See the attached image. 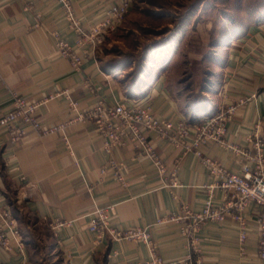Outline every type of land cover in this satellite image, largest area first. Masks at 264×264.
Returning a JSON list of instances; mask_svg holds the SVG:
<instances>
[{"label": "crops", "instance_id": "obj_1", "mask_svg": "<svg viewBox=\"0 0 264 264\" xmlns=\"http://www.w3.org/2000/svg\"><path fill=\"white\" fill-rule=\"evenodd\" d=\"M120 1L72 3L84 29L90 30ZM257 16L259 22L245 25L244 30L224 41L221 81L214 89L212 104L194 111L173 89L166 64L147 68L139 81L131 83L128 73H119L107 61L109 55L102 51L103 45L95 49L83 45L79 48L83 65L80 71L73 70L70 60L57 52L54 34L71 45L78 35L56 0H0V117L11 110L13 94L17 93L30 101H44L38 117L45 125L68 123L64 130L49 135L29 131L19 144L12 143L9 134L0 133V209L16 212L28 232L32 225H44L53 243L43 247L60 255L59 264H141L151 258L150 246L141 241L108 236L96 242L90 231L93 212L110 204L115 205L111 224L120 229L149 228L157 253L167 262L197 264L201 256L202 264H260L259 208L255 204L244 213L249 227L244 256L240 227L232 217L222 223L203 224L193 240L182 234L177 222L169 220L183 206L201 211L214 183L193 152L184 155L150 133L156 151L168 171H176L180 185L171 187L167 181L165 186L149 157L129 145L107 153L94 125L78 119V111L102 99L111 104L126 101L148 105L158 117L189 125L237 105L227 124V141L246 147L248 135L257 124L264 138V12ZM71 101L78 104L77 111L70 108ZM201 152L227 168L241 167V156L226 147L205 145ZM111 158L123 164V183L114 169L102 172ZM215 200H226L221 190H215ZM23 212L35 223L25 222ZM34 231L36 235H32L43 242L37 234L39 229ZM11 245V250L0 247V264H30L27 245L20 247L14 239Z\"/></svg>", "mask_w": 264, "mask_h": 264}, {"label": "built area", "instance_id": "obj_2", "mask_svg": "<svg viewBox=\"0 0 264 264\" xmlns=\"http://www.w3.org/2000/svg\"><path fill=\"white\" fill-rule=\"evenodd\" d=\"M56 1L61 5L65 17L71 22L78 35L75 44L71 45L55 33L56 50L62 57L70 60L75 71H80L84 62L79 48L89 45L95 49L103 45L106 38L121 27L133 6V0H121L112 5L103 17L91 26L90 30H85L82 22L75 15L72 0ZM87 88L92 89L89 84ZM64 94L69 97L68 91ZM43 103L44 101H30L14 93L11 110L0 117V133L9 134L11 142L19 144L29 131L49 135L64 130L68 123L45 125L39 119L38 109ZM77 106L76 102H70L71 109L77 111ZM237 108V105L227 106L217 114L207 117L202 123L189 125L182 120L175 122L170 118L158 117L148 105L128 104L126 101L111 104L102 99L85 111H78V119L94 125L98 136L104 141V149L107 153L111 154L116 149L129 145L149 157L165 186L168 185L167 181L171 182V187L180 185L176 180V171H168L164 158L156 151L149 137L150 133L157 134L160 139L180 149L184 155L193 152L207 167L214 178V183L209 187V196L201 211L183 206L181 212L173 214L169 220L177 222L182 234L193 240L195 233L203 224L222 223L228 217H232L240 227L241 255L244 256L249 235L244 213L251 204H255L259 208L257 257L260 264H264V138L260 133V125L257 124L253 132L248 135L246 147L227 141V124L233 119ZM205 145H220L230 149L241 156V167L237 170L230 169L223 166L221 162L204 156L201 148ZM109 168L114 169L118 181L122 183L125 181L121 162L111 158L102 172L105 173ZM168 173H170L169 177H167ZM216 189L224 193L226 199L224 202L215 200ZM114 210L115 205L110 204L99 206L93 212L94 218L90 224V231L96 236L97 243L108 236L114 240L141 241L149 245L152 252L151 258L141 264H178L176 261H165L157 253L149 228L120 229L112 225L111 215ZM12 239L17 240L20 247L23 246L18 222L12 210L0 209V247L11 250ZM197 264H202L201 256Z\"/></svg>", "mask_w": 264, "mask_h": 264}, {"label": "rangeland", "instance_id": "obj_3", "mask_svg": "<svg viewBox=\"0 0 264 264\" xmlns=\"http://www.w3.org/2000/svg\"><path fill=\"white\" fill-rule=\"evenodd\" d=\"M263 12L264 0H133L131 11L106 38L102 51L119 73H128L131 83L139 81L134 75L142 60L141 74L166 64L169 82L183 100L212 104L214 89L221 81L224 41L232 38L236 28L240 32L259 20L257 15ZM21 216L25 222L35 223L25 212ZM17 222L30 264H59L60 255L43 247L53 243L44 225H32L28 232ZM35 229L43 242L32 235H36Z\"/></svg>", "mask_w": 264, "mask_h": 264}, {"label": "trees", "instance_id": "obj_4", "mask_svg": "<svg viewBox=\"0 0 264 264\" xmlns=\"http://www.w3.org/2000/svg\"><path fill=\"white\" fill-rule=\"evenodd\" d=\"M236 30H238V28H236L235 29V31L233 32V33H236V32H238V31H236ZM116 68H118V66H116ZM143 60H142V62L140 63V66L138 65V69H137V71H135V78L134 79H136V80H140V78H141V73L143 72ZM133 76V77H134ZM196 102H194V104H193V102L192 103H188V109H193L194 111H196L197 109L198 110H200L201 108H205V107H207V106H209V104L207 103V104H195ZM13 215H14V217L17 219V215H15V213H13Z\"/></svg>", "mask_w": 264, "mask_h": 264}]
</instances>
